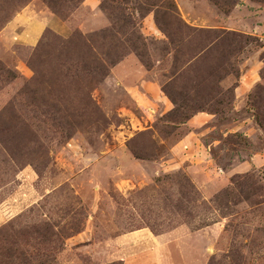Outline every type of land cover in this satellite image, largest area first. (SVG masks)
Listing matches in <instances>:
<instances>
[{
    "label": "rangeland",
    "instance_id": "obj_1",
    "mask_svg": "<svg viewBox=\"0 0 264 264\" xmlns=\"http://www.w3.org/2000/svg\"><path fill=\"white\" fill-rule=\"evenodd\" d=\"M140 230L264 264V0H0V264H122Z\"/></svg>",
    "mask_w": 264,
    "mask_h": 264
},
{
    "label": "crops",
    "instance_id": "obj_2",
    "mask_svg": "<svg viewBox=\"0 0 264 264\" xmlns=\"http://www.w3.org/2000/svg\"><path fill=\"white\" fill-rule=\"evenodd\" d=\"M94 7H96V3H92ZM26 20V18H25ZM25 20H22L19 22L21 24L25 23ZM18 19L15 18L10 25L15 26ZM51 21H48L47 19H42V18H33L32 20L29 22L31 24V28H36L37 30V34H34V31H31L29 33H27V37L26 39L28 41H31V43L33 44V41L38 40V37L40 36L41 32L51 26ZM28 23V24H29ZM36 36V38H35ZM128 60H125L124 62H122L120 65V67L125 66L124 64L127 63ZM118 69V68H117ZM124 70H128V68H124ZM139 83L138 85H136L133 88H129V90H131V97L132 99L135 101V103L137 104L138 107H141L140 105H143L144 101L142 96L145 98V94L147 93H151V96L156 97L158 96L159 93V88L157 87L156 84L151 83L149 81H146L144 79V72L139 71ZM143 107V106H142ZM196 119H201V118H196ZM191 139V137H190ZM188 139V140H190ZM187 140V141H188ZM162 239L160 237H155L153 235H149L145 232H143L142 230L134 232V233H130L121 237L116 238L113 241V244L121 246L122 249V253L123 256H119L118 260L121 261L122 264H164L166 256L163 253V250L161 248L162 246ZM131 248L132 252L128 253L126 251V249Z\"/></svg>",
    "mask_w": 264,
    "mask_h": 264
},
{
    "label": "trees",
    "instance_id": "obj_3",
    "mask_svg": "<svg viewBox=\"0 0 264 264\" xmlns=\"http://www.w3.org/2000/svg\"><path fill=\"white\" fill-rule=\"evenodd\" d=\"M139 15L141 16V14L139 13ZM122 19V21L120 22L119 24V33H125L126 32V29L131 27L130 25L132 24V17L131 16H121L120 17ZM139 37H137V35L135 33H131L130 36L127 37L126 39V42L129 44V45H132L133 49L135 50L136 47L138 49V44H137V41H138ZM143 45V43H142ZM136 51V50H135ZM140 55V54H139ZM116 64V62H110V66H114ZM93 73H96V74H100L101 72L99 71V68L98 67H95L94 69L90 70L88 73L89 75H91ZM102 76H107V71L102 73L101 74ZM15 79V77H13ZM174 103V102H173ZM224 103L223 101L222 102H219V104H222ZM188 108V107H187ZM187 108L185 110H182L183 112H181L180 114L183 115V117H187L184 113L187 111ZM192 110L194 108H191Z\"/></svg>",
    "mask_w": 264,
    "mask_h": 264
}]
</instances>
